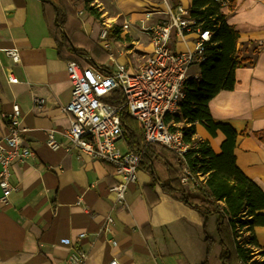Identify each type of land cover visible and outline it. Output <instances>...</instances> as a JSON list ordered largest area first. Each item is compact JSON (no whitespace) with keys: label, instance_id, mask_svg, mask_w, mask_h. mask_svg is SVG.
I'll return each instance as SVG.
<instances>
[{"label":"crops","instance_id":"crops-1","mask_svg":"<svg viewBox=\"0 0 264 264\" xmlns=\"http://www.w3.org/2000/svg\"><path fill=\"white\" fill-rule=\"evenodd\" d=\"M71 1L67 3L76 16L69 19L68 30L77 46L63 49L61 59L40 0H0V138L8 133L3 115L18 104L23 139L36 155L12 169L11 183L17 191L7 203L1 202L0 190V264H70L71 254L79 251L87 255L84 264H108L113 259L119 264H205L206 238L218 243L217 217L205 223L196 210L162 190L168 179L165 159L170 155L153 162L156 181L139 169L136 182L127 187L124 204L118 206L110 190L121 178L112 165L46 144L50 132L57 143L65 141L70 116L64 108L72 95L67 62L75 51L81 55L80 66L97 67L94 60L105 68L114 65L110 55L117 64L133 67L140 54L151 51L146 35L143 42L130 35L132 40L122 47L113 42L119 53L109 52L106 45L111 47L112 40L107 44L99 40L97 21L87 18L93 25L90 32L78 21L85 2L74 0V7ZM178 1L191 8L192 0ZM223 15L239 32L240 56L247 60L235 72V88L217 94L209 110L216 122L243 134L237 138V165L264 191V142L253 136L264 131V0H235L234 8ZM94 25L96 38L91 35ZM14 48L19 50L18 63L4 52ZM178 48L185 51L191 46L180 43ZM9 70L18 83H9ZM35 98L44 104L36 106ZM196 136L221 153L225 140L221 132L212 137L196 124ZM187 188L195 191L193 184ZM255 236L264 248V227H256Z\"/></svg>","mask_w":264,"mask_h":264},{"label":"built area","instance_id":"built-area-1","mask_svg":"<svg viewBox=\"0 0 264 264\" xmlns=\"http://www.w3.org/2000/svg\"><path fill=\"white\" fill-rule=\"evenodd\" d=\"M221 13L231 7V0H213ZM166 4L165 18L160 22L143 27L147 34L151 51L133 67L117 64L110 57L113 67L104 71L97 67L83 68L75 62L67 63V73L72 84L71 100L64 108L69 118L64 143H57L53 132L48 134L46 144L53 150L63 148L67 152L76 151L96 161L112 165L121 183L113 187L110 193L115 195V203L122 206L127 187L137 180L142 153L126 151L123 153L118 144L122 141L123 124L120 114L125 111L136 119L143 130L147 144H157L170 150L178 161L184 163L191 145L185 143L179 130H172L167 119L173 120L181 115V105L186 97L188 85L200 77L199 65L204 61V52L212 36L210 31L194 29L190 17L191 8L178 4L173 7ZM148 13L147 16H151ZM129 25L124 23L121 31ZM107 31L100 38L107 39ZM184 41L192 45L187 51L178 50V43ZM5 53L14 63L20 60L19 50L8 49ZM11 84L18 83L10 70L6 73ZM120 98L119 106L105 102L114 93ZM35 105L44 104L42 99H34ZM21 109L14 104L12 111L3 115L7 121L8 133L0 138V190L1 202L7 203L10 195L17 191L12 185L11 176L14 167H21L35 159L34 149L23 139L21 128ZM170 120V121H171ZM181 183L188 187L193 184L191 174L183 166ZM195 187V185H194ZM112 223L108 219V225ZM81 234L80 237H84ZM86 253L79 251L71 254L70 264H84ZM108 264H119L116 259Z\"/></svg>","mask_w":264,"mask_h":264},{"label":"trees","instance_id":"trees-1","mask_svg":"<svg viewBox=\"0 0 264 264\" xmlns=\"http://www.w3.org/2000/svg\"><path fill=\"white\" fill-rule=\"evenodd\" d=\"M40 1L45 20H49L50 35L57 44L58 57L62 59L60 54L63 49L75 50L77 46L73 33L68 30L69 19L76 16V11L71 9L67 0ZM171 1L174 7L180 4L178 0ZM89 2L87 0L86 12L100 22L101 14L95 6L88 5ZM234 5L235 0H231V8ZM190 17L194 29L210 31L212 36L205 48L204 61L199 65L200 77L189 83L181 105V115L174 118L175 123L183 124L181 127H171L172 130L181 131L185 143L191 145L184 163L178 161L167 148L147 144L138 121L125 111L120 114L122 139L128 151L142 153L139 169L148 173L152 181H156L153 162L165 159L164 154L170 155L169 160L165 159L168 179L162 185V190L196 210L205 223L209 217H217L218 243L206 238L208 257L205 264H232L233 260L237 264H264V248L255 236V228L264 227V191L237 165V138L243 134L229 124L216 122L209 110V102L217 94L235 88V72L245 66L247 59L241 58L237 49L240 35L227 24L226 17L213 0H192ZM94 51L103 52L98 48ZM80 57L75 51L68 61L78 63ZM93 62L100 69L108 71L98 61ZM119 98L116 92L105 102L119 106ZM170 120L167 119V122ZM196 124L203 126L212 137H216L218 131L225 136L220 154L212 150L207 140L196 136ZM253 136L264 142V131L255 132ZM183 166L190 171L195 191L189 190L180 181Z\"/></svg>","mask_w":264,"mask_h":264},{"label":"rangeland","instance_id":"rangeland-1","mask_svg":"<svg viewBox=\"0 0 264 264\" xmlns=\"http://www.w3.org/2000/svg\"><path fill=\"white\" fill-rule=\"evenodd\" d=\"M85 2L84 9L78 11L77 15L79 17L78 21L82 24L86 21L89 14L86 12L85 7L87 0H83ZM166 0H90L88 5L97 8L100 16V22H96L99 26L103 24L106 29H112V32H108L112 36V44H111V53L117 54L119 53V49L117 48V44L113 43L116 41L122 47L124 42L129 43L132 38H139L142 42L147 38L144 33H142L143 26L149 25L151 22H159L164 19V15L162 13L166 10ZM72 6H76V2L74 0L71 1ZM147 13H156L152 17L149 22L146 20ZM91 18V17H90ZM91 21V20H90ZM124 22H129L131 24L130 34L125 35L123 40L120 37L119 28ZM102 30V29H101ZM143 34L141 35L140 32ZM182 48V47H181ZM183 49V48H182ZM121 54V53H120ZM143 56L140 54L139 60L142 59ZM138 59V58H137ZM183 123H175L174 119L169 122L171 127H181ZM119 149L125 153L127 148L124 141H121L118 144Z\"/></svg>","mask_w":264,"mask_h":264},{"label":"bare ground","instance_id":"bare-ground-1","mask_svg":"<svg viewBox=\"0 0 264 264\" xmlns=\"http://www.w3.org/2000/svg\"><path fill=\"white\" fill-rule=\"evenodd\" d=\"M166 2L167 3H171L172 4V1L171 0H166ZM181 4V3H180ZM94 6V5H93ZM172 6H173V4H172ZM177 6V5H176ZM175 6V7H176ZM174 7V6H173ZM185 8H189V7H186L185 6ZM166 11V10H165ZM164 11V12H165ZM164 12L162 13V15H164ZM148 14V13H147ZM147 14H146V20H147V22H149V20H151L152 19V17L154 16V15H156V13H152L151 14V16H147ZM164 17H165V15H164ZM161 21V20H160ZM159 21V22H160ZM124 23H127L128 25H129V27H128V29L127 30H125V31H121V27L119 28V30H120V37L123 39L124 38V36L125 35H128L129 34V30H130V28H131V24L129 23V22H124ZM123 23V24H124ZM152 23H157V22H151L150 24H152ZM85 24H86V29H87V31L88 32H90V26H93L92 25V23L90 22V21H87V22H85ZM122 24V25H123ZM149 24V25H150ZM103 25V24H102ZM121 25V26H122ZM148 26V25H147ZM105 27V26H104ZM143 27H145V24H144V26ZM100 28L102 29V30H100V33L103 31V30H106L107 31V39L106 40H103V39H101L100 38V33H99V40L101 41V42H105L106 44L107 43H109L111 40H112V36L110 35V34H108V32H109V29L107 30L106 29V27L105 28H102V26H101V24H100ZM142 31V33H144L146 36H147V34L143 31V29L141 30ZM111 33V32H110ZM97 34H98V26L97 25H94V27H93V30H92V32H91V35L93 36V38H96L97 37ZM148 37V36H147ZM149 43H150V41H149ZM180 43H183V44H185V45H190L189 43H186V42H184V41H180L178 44H180ZM191 46V48L190 49H192V45H190ZM178 47V46H177ZM106 48L109 50V52H110V50H111V47H110V45L108 44V45H106ZM237 49L239 50V48L237 47ZM178 50H179V48H178ZM189 50V49H188ZM181 51V50H180ZM185 51H187V50H185ZM5 52V51H4ZM205 53V52H204ZM111 57V55L109 56V58ZM68 62H74V61H68ZM67 62V63H68ZM75 63H77V62H75ZM78 64V63H77ZM82 67V66H81ZM87 67H90V66H87ZM87 67H83L84 69L85 68H87ZM112 96V95H111ZM8 130V129H7Z\"/></svg>","mask_w":264,"mask_h":264}]
</instances>
